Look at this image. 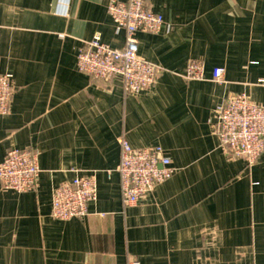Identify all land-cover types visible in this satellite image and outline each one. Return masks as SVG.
I'll return each mask as SVG.
<instances>
[{"label":"crops","instance_id":"obj_1","mask_svg":"<svg viewBox=\"0 0 264 264\" xmlns=\"http://www.w3.org/2000/svg\"><path fill=\"white\" fill-rule=\"evenodd\" d=\"M108 1L0 0V73L13 83L0 162L30 148L41 170L35 191L0 184V264H264V152L253 165L232 156L215 125L228 95L264 106V0H147L164 24L137 32L138 53L161 72L136 94L76 67L95 34L125 44ZM190 59L203 80L182 76ZM120 137L161 147L174 168L135 204L120 192ZM85 175L97 183L88 213L53 218L52 189Z\"/></svg>","mask_w":264,"mask_h":264},{"label":"built area","instance_id":"obj_2","mask_svg":"<svg viewBox=\"0 0 264 264\" xmlns=\"http://www.w3.org/2000/svg\"><path fill=\"white\" fill-rule=\"evenodd\" d=\"M106 10L113 23L124 30L125 44L122 48H113L95 34L78 49V71L102 81L120 77L130 94L150 88L161 68L139 55L136 34L159 33L164 24L163 16L152 10L147 0H109ZM225 72L224 67H214L211 80L222 83ZM182 76L187 80H203V63L188 60ZM12 92V74L0 73V117L9 112ZM215 110L219 146L253 165L264 152V106L252 101L246 93H238L228 95ZM118 142L120 162L116 171L120 192L126 204H135L156 185L169 179L174 168L159 146L134 149L124 137ZM40 172L36 150L10 147L0 162V184L16 193L32 192ZM96 197L94 176H76L52 189L51 216L63 221L84 217L88 204ZM126 264L140 263L131 260Z\"/></svg>","mask_w":264,"mask_h":264}]
</instances>
